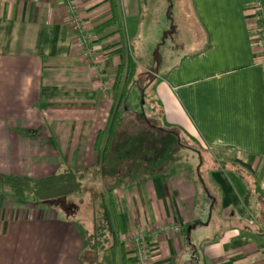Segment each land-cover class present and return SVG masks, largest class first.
Instances as JSON below:
<instances>
[{"label": "crops", "instance_id": "crops-1", "mask_svg": "<svg viewBox=\"0 0 264 264\" xmlns=\"http://www.w3.org/2000/svg\"><path fill=\"white\" fill-rule=\"evenodd\" d=\"M153 1L116 0L114 15L109 0H0V176L93 169L120 241L178 227L147 240L149 264H264V62L249 25L255 0H184L187 51L179 35L162 48L158 30L143 39L161 49L148 100L155 118L197 143L204 164L127 166L122 140L116 167L118 133L96 167L94 141L115 103L124 36L133 61L154 50L132 46L142 35L125 19L138 27ZM84 246L50 205L0 195V264H83ZM125 257L135 264L131 248Z\"/></svg>", "mask_w": 264, "mask_h": 264}, {"label": "rangeland", "instance_id": "rangeland-1", "mask_svg": "<svg viewBox=\"0 0 264 264\" xmlns=\"http://www.w3.org/2000/svg\"><path fill=\"white\" fill-rule=\"evenodd\" d=\"M159 3L157 1L150 2L148 11H146L148 4L144 5L141 18L138 20V27L136 21L125 19L126 27L130 28L132 26L133 29L137 28L140 31V36L142 35L134 41L131 39L132 46L134 48H153L154 50L148 60L142 57L135 59L136 64L140 67L139 71L136 70L133 80L123 94L121 105L122 110L125 111L120 112L119 110L122 125L118 133L121 135V138L117 140L116 137L115 142L113 141L111 146V150L116 155L115 159H117L115 163L116 167H119L121 164L120 150L122 140L123 144H125L123 148L128 150L127 153L129 154L128 158H126L127 166L130 164L137 166L144 162H147L153 168H157V165L163 164L200 165L201 163L204 164L202 161L206 158L200 151L199 145L184 132L178 133L177 131L170 130L168 127L164 128L157 118H155L153 107L148 102L154 83L153 75L157 71V64H161L162 61L158 57V55L160 56L161 49H156L154 41L153 43L152 41H144V37H151L154 40V32L158 30L160 36L157 34L159 36L157 48H162L166 44L168 46V42L173 44L176 35H179V39L184 42V51L189 49L188 45L191 48L193 47L192 28L189 20L191 16L185 1L164 0L163 4L159 0ZM157 4V11L151 12L150 9ZM148 21L151 25L147 24ZM162 26H164L163 37H161ZM163 40L166 41L164 44H162ZM172 48L176 49V44L172 45ZM181 52H183L182 49ZM147 62H153L150 67H144L148 71L142 67ZM114 144L115 146H113ZM162 157L166 158V161H163L164 163L161 162ZM128 159L131 161L129 162ZM153 168L150 170H154ZM96 194H98V181L94 180L91 174H88L81 180L80 192L47 203L53 208V216L57 217L60 221L64 222L65 220L71 223L85 244L89 243L92 239V222L99 205ZM38 205L45 206L46 204L40 203ZM127 239H125L126 243L124 241L123 243L126 244L125 247L131 248V243H129V239L127 242ZM89 258L86 248L81 255L82 263L92 264Z\"/></svg>", "mask_w": 264, "mask_h": 264}, {"label": "trees", "instance_id": "trees-1", "mask_svg": "<svg viewBox=\"0 0 264 264\" xmlns=\"http://www.w3.org/2000/svg\"><path fill=\"white\" fill-rule=\"evenodd\" d=\"M261 4L259 0H255ZM112 14L117 11L116 0H109ZM130 46V45H129ZM126 54L124 64L116 69L113 89L116 92L115 103L104 130L96 133L94 152L96 167L105 162L111 141L120 131L123 94L135 76V61L131 52ZM166 160L162 159L161 162ZM93 169L77 171L64 169L43 179L0 176V195L16 203H49L80 192L81 180L85 175H94ZM106 192L99 193L98 210L92 222V239L84 248L89 253L92 264H127L124 243L119 240L113 227L112 217L106 200ZM84 251V250H83ZM82 255V253H81ZM80 255V256H81ZM81 258V257H80Z\"/></svg>", "mask_w": 264, "mask_h": 264}, {"label": "built area", "instance_id": "built-area-1", "mask_svg": "<svg viewBox=\"0 0 264 264\" xmlns=\"http://www.w3.org/2000/svg\"><path fill=\"white\" fill-rule=\"evenodd\" d=\"M72 7V1L69 2V8ZM254 14L251 17L249 22L250 28L252 29L254 36L256 38V43L262 53V60L264 62V7L257 1L254 3ZM122 27L124 26L121 22ZM88 39H85V42H88ZM123 50L129 54L130 46L126 36L123 39ZM88 54L92 53L88 51ZM92 64H98V58L92 55L91 59ZM169 231L178 232L179 229L177 226L162 227L159 229L151 230L146 233H135L128 237L129 243H131V250L134 257L135 264H149L148 259V241H155L159 233L166 234ZM127 239V242H128ZM126 243V242H125Z\"/></svg>", "mask_w": 264, "mask_h": 264}]
</instances>
